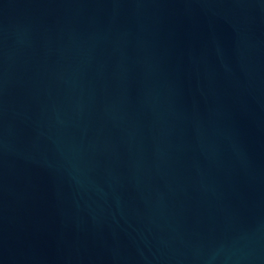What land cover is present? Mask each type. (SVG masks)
Listing matches in <instances>:
<instances>
[{"label":"water","instance_id":"95a60500","mask_svg":"<svg viewBox=\"0 0 264 264\" xmlns=\"http://www.w3.org/2000/svg\"><path fill=\"white\" fill-rule=\"evenodd\" d=\"M0 264H264V0H0Z\"/></svg>","mask_w":264,"mask_h":264}]
</instances>
